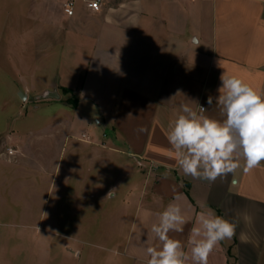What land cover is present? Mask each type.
Instances as JSON below:
<instances>
[{"label":"crops","instance_id":"crops-1","mask_svg":"<svg viewBox=\"0 0 264 264\" xmlns=\"http://www.w3.org/2000/svg\"><path fill=\"white\" fill-rule=\"evenodd\" d=\"M86 1L87 10L101 12ZM75 2V14L64 13L71 19ZM128 4L120 1L117 15L99 17L116 33L91 48L93 64L81 87L108 133L65 140L57 152L47 146L54 150L55 185L43 202L42 235L7 239L5 264H147L146 248L160 246L151 225L174 198L190 219L169 237L185 250L196 214L212 209L236 230L208 264H264V162L247 174L238 169L236 185L232 175L209 183L184 175L167 139L182 105L197 111L202 105L204 115L223 119L207 97L219 95L224 71L264 93V0H133L131 10ZM33 244L41 247L37 255L28 251Z\"/></svg>","mask_w":264,"mask_h":264},{"label":"rangeland","instance_id":"rangeland-1","mask_svg":"<svg viewBox=\"0 0 264 264\" xmlns=\"http://www.w3.org/2000/svg\"><path fill=\"white\" fill-rule=\"evenodd\" d=\"M66 1L0 0L1 264L9 251L7 239L15 242L21 233L36 238L42 235L43 202L55 185L54 150L47 146L56 147L57 152L65 140L71 144L95 134L103 139L108 133L93 101L83 100L81 87L90 62L93 64L91 48L102 47L105 36L116 33V28L99 17L117 15L120 1L130 4L133 0H102L97 15L84 7V0H76L78 14L72 19L64 15ZM129 4L126 8L131 10ZM80 18L78 28L70 25ZM62 86L71 87L73 93ZM48 93H56L64 101H54ZM68 126L75 129L66 131ZM9 137H13L10 142ZM9 146L23 154L8 156ZM17 158L21 162L15 163ZM48 216L50 211L47 221ZM40 248L33 244L28 251L37 255Z\"/></svg>","mask_w":264,"mask_h":264},{"label":"clouds","instance_id":"clouds-1","mask_svg":"<svg viewBox=\"0 0 264 264\" xmlns=\"http://www.w3.org/2000/svg\"><path fill=\"white\" fill-rule=\"evenodd\" d=\"M219 79V95H209L207 104L219 106L223 119L204 115L208 109L198 103V111L182 105L180 114L169 124L167 139L184 175L209 183L232 175L231 183L236 185L238 169L242 167L247 174L264 162V93L226 71ZM175 199L151 225V234L160 246L146 248L147 264H208L215 247L233 238L236 223L212 209L200 211L185 250L180 240L169 237L170 232H183L190 219Z\"/></svg>","mask_w":264,"mask_h":264},{"label":"built area","instance_id":"built-area-1","mask_svg":"<svg viewBox=\"0 0 264 264\" xmlns=\"http://www.w3.org/2000/svg\"><path fill=\"white\" fill-rule=\"evenodd\" d=\"M86 6L98 12L102 9L103 1L102 0H89L85 2ZM76 2L75 0H68L63 4V11L67 16H73L75 14ZM8 154L12 155L13 151L8 149Z\"/></svg>","mask_w":264,"mask_h":264},{"label":"water","instance_id":"water-1","mask_svg":"<svg viewBox=\"0 0 264 264\" xmlns=\"http://www.w3.org/2000/svg\"><path fill=\"white\" fill-rule=\"evenodd\" d=\"M22 97L25 99L26 96L21 94ZM47 97H50V98H58V95L56 93H48V96Z\"/></svg>","mask_w":264,"mask_h":264},{"label":"trees","instance_id":"trees-1","mask_svg":"<svg viewBox=\"0 0 264 264\" xmlns=\"http://www.w3.org/2000/svg\"><path fill=\"white\" fill-rule=\"evenodd\" d=\"M64 90H65V92H69V90H68V89H66V88H65Z\"/></svg>","mask_w":264,"mask_h":264}]
</instances>
